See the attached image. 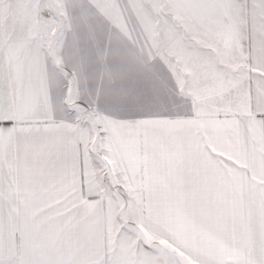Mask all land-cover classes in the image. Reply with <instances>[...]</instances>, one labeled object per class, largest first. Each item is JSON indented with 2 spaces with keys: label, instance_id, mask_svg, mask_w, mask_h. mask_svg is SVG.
Segmentation results:
<instances>
[{
  "label": "snow or ice",
  "instance_id": "obj_1",
  "mask_svg": "<svg viewBox=\"0 0 264 264\" xmlns=\"http://www.w3.org/2000/svg\"><path fill=\"white\" fill-rule=\"evenodd\" d=\"M154 15L163 31L92 0L53 14L46 83H12L28 54L0 55V196L70 205L62 240L116 207L171 264H264V37Z\"/></svg>",
  "mask_w": 264,
  "mask_h": 264
},
{
  "label": "crops",
  "instance_id": "obj_2",
  "mask_svg": "<svg viewBox=\"0 0 264 264\" xmlns=\"http://www.w3.org/2000/svg\"><path fill=\"white\" fill-rule=\"evenodd\" d=\"M80 2L0 0V33H6L5 43L0 44V55L14 63L28 54L12 83L47 82L44 63L58 50L50 34L61 27L52 20V15L71 12ZM92 2L101 12L97 19L117 24L129 17L124 9L105 10L111 0ZM151 5L238 37H264V0H142L144 9ZM139 21L150 30H164L155 16L142 15ZM64 26L67 27V21ZM169 37L170 33L166 32L165 39ZM8 39L11 48L7 46ZM175 47L184 50L186 45L176 41ZM5 78L0 75V84ZM69 208L68 204H49L38 189H34L22 204H17L10 194L0 196V264H171L156 251L155 228L123 216L116 207L89 222L75 238L62 240ZM121 225L124 232L117 237ZM110 230L112 243L105 245L102 238Z\"/></svg>",
  "mask_w": 264,
  "mask_h": 264
},
{
  "label": "rangeland",
  "instance_id": "obj_3",
  "mask_svg": "<svg viewBox=\"0 0 264 264\" xmlns=\"http://www.w3.org/2000/svg\"><path fill=\"white\" fill-rule=\"evenodd\" d=\"M129 8L124 9L129 16H135L139 20L142 19V15H152L155 16V13H159L158 5L148 6L146 9L142 6V0H127ZM140 16V18H139Z\"/></svg>",
  "mask_w": 264,
  "mask_h": 264
}]
</instances>
